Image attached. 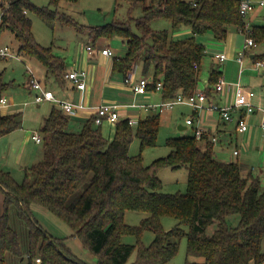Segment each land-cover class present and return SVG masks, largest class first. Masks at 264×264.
Segmentation results:
<instances>
[{"label":"trees","instance_id":"trees-1","mask_svg":"<svg viewBox=\"0 0 264 264\" xmlns=\"http://www.w3.org/2000/svg\"><path fill=\"white\" fill-rule=\"evenodd\" d=\"M129 1L132 7L142 5L139 17L90 27L68 16L61 18L57 8L40 7L30 0H0V32L9 29L19 43V55L36 58L48 77L58 79L67 73L66 62L51 47L37 42L30 12L50 26L59 21L92 35L93 44L119 37L126 52L113 58V73L127 79L141 62L143 76L151 79L149 90L162 81L165 100L179 93L192 94L198 88L205 48L197 42L196 34L211 32L224 41L231 26L242 29L244 25L240 0H196L195 4V0ZM160 18L170 20L175 29L188 25L194 35L175 40L167 29H153L152 21ZM251 35L263 42L264 25H255ZM256 58L264 59V54ZM220 75L217 68L211 70L208 95ZM7 88L0 74V98ZM94 124L91 116L81 130L72 131L69 116L54 106L40 126L43 160L25 169L22 182L10 171L0 169V189L4 192L0 264H18L25 259L27 264H37L36 258H41L42 264H87L73 254L65 238L54 237L43 228L33 215L35 207H43L63 220L97 256L95 264H126L135 245L122 242V236H140L144 229L152 230L155 237L149 245H139L132 264H165L176 255L185 235L186 264H264V189L253 171L243 174L237 162L216 158L213 143L208 140L202 145L203 137L198 139L194 134L167 138L170 153L145 166L141 154H130V145L135 138L142 147L157 144L160 113L141 119L136 129L127 118L119 119L111 139L103 134V124ZM20 126V112L0 114V137ZM162 167L188 169L185 193L162 190L158 176ZM13 208L27 227L25 248L18 228L12 224ZM128 210L147 216L140 225H129L125 222ZM234 214L240 216L235 226L227 221ZM165 215L178 220L169 231L161 223ZM210 225H216L212 233L208 232Z\"/></svg>","mask_w":264,"mask_h":264},{"label":"rangeland","instance_id":"rangeland-1","mask_svg":"<svg viewBox=\"0 0 264 264\" xmlns=\"http://www.w3.org/2000/svg\"><path fill=\"white\" fill-rule=\"evenodd\" d=\"M35 5L44 7L49 6L57 8L60 17H70L79 24L84 26H99L104 25L112 21H126L129 18H137L142 14V5L138 4L132 7L129 0H58L55 4L53 0H30ZM259 1V0H253ZM149 3V0H147ZM30 17L33 23V32L37 42L43 46H49L52 51L66 62L67 66L89 70L87 63L91 62L95 67L94 74L97 70L107 69L109 67L110 59L106 62L104 57L95 52L94 55H90L87 46L92 45L95 48L103 47L104 43L99 41L97 44H93L91 38L92 35L88 33H80L74 26L62 24L57 21L54 26L48 25L43 21L37 13L30 12ZM64 15V16H63ZM1 16V12H0ZM69 19V18H68ZM246 23L253 28L255 25H264V9H256L250 11L245 17ZM134 24V22H133ZM132 24L133 28L134 25ZM151 27L155 30L167 29L170 35L175 40H181L189 38L194 35L192 29L188 25H182L178 28H174L167 19H156L151 23ZM253 32V31H252ZM253 37V36H252ZM90 40H89V39ZM195 38L197 42L202 44L205 48V53L201 61V79L199 82V92H205L208 94L207 88L210 85V73L213 67H217L220 60L216 57V53L224 51L229 54L230 58L225 63H220L223 66L221 73L225 82H236L239 77V64L237 62L238 52L241 51L245 34L236 30H231L224 41L217 40L211 32L196 34ZM254 38V37H253ZM257 42V41H256ZM264 42V41H263ZM257 42L258 45L251 49V52L256 54H264V43ZM113 52L114 56H124L126 49L119 37H114L106 42ZM0 46H9L18 51L19 43L15 38V35L6 29L0 32ZM113 56V57H114ZM94 58V59H93ZM231 60V61H230ZM250 58L245 59L244 67L250 68ZM92 67V69H93ZM244 69V70H245ZM32 71L37 79H41L48 84L51 88L55 87L59 81L54 80L51 77L48 80L45 79L46 69L36 59L21 54L20 57H13L3 59L0 58V74L3 80L8 83V88L4 92L3 96L7 100V104L0 105V113L7 114L10 112L21 113V126L13 132L4 135L0 139L1 149L4 153L11 150V168L12 175L18 182H22L25 178V168L31 167L33 164L38 163L44 158V144L36 143L30 138L33 131L39 132L42 118L47 116L54 108L52 103H37L34 100L35 91L31 88V72ZM133 77L129 82L125 83L124 78L119 77L118 74L112 75L108 80L103 83L95 82L98 89V95L104 94V103H121L129 104L132 102H138L142 104H155L163 100L162 92L156 89L149 90L145 96L134 97L132 90L129 88L135 80L143 76V65L139 62L132 71ZM149 80H151L148 77ZM241 84L249 85L256 93L253 104L260 108L264 107V78L261 74H258L257 70L252 72L245 71L241 75ZM68 85L71 84L68 81ZM112 87V88H111ZM119 87H123L122 92L117 91ZM129 88V89H128ZM209 98L216 99L214 101L219 102V106H223L225 96L218 93L214 89V85ZM103 91V92H102ZM102 92V93H101ZM100 97V96H98ZM210 99V100H211ZM213 101V102H214ZM10 102V104L8 103ZM214 102V104H216ZM207 106L209 104L207 103ZM193 108L188 105H175L171 109H166L161 113V125L158 134L157 144L155 146L142 147L139 139L135 138L130 145L129 152L131 155L141 154L143 164L148 166L152 164L157 158L167 156L171 151V146L166 142L169 137H179L183 135H190L192 133L191 127L188 129L180 130V126H187L186 120L192 114ZM214 116H206L205 121L210 122L213 126L219 121L220 115L217 109H213ZM155 112V111H151ZM210 112V111H209ZM208 112V113H209ZM122 113L130 117L139 116V111L135 108H121ZM237 112L233 113V116H237ZM146 113H141V118H144ZM213 118V120H210ZM207 119V120H206ZM245 119L250 124L251 135L254 136L253 140L246 143V146H241L239 143L241 154L239 156L240 162L243 163L244 170L247 172L252 170L253 173L260 177L261 188L264 189V131L261 128L262 117L261 113H253L246 115ZM76 119L69 118V129L72 131H79L83 128L84 123L75 121ZM221 120V119H220ZM115 123L104 122L101 129L103 134L107 137H113L115 133ZM98 127L97 125H93ZM136 129L137 126H132ZM216 127V126H215ZM27 137V138H26ZM240 140L241 136L239 135ZM220 139L223 143H227L228 139L225 135L220 134ZM235 136L232 144L229 145L230 152L235 146ZM11 145V146H10ZM217 145H219L217 143ZM237 158V157H236ZM31 172L30 170H28ZM158 176L162 181V190L166 193H185L188 189V176L189 172L186 167L178 169H172L171 167H162L158 171ZM32 178V176H31ZM3 199L4 192L0 189V214L3 212ZM34 217L40 222L43 228L48 231L54 237L65 238L66 244L71 248L73 254L86 262L87 264H95L97 262V256L91 252V250L84 246L82 241L73 235V230L59 217L51 213L43 207L33 208ZM147 214L141 211L128 210L125 214V222L129 225H140L143 218ZM240 216L238 214L231 215L227 218L230 225H237ZM162 226L165 231L173 229L178 220L171 216L165 215L161 219ZM12 224L18 228L24 248L27 246V227L25 223L16 216V210H12ZM188 231L187 226H183ZM216 228V225H210L208 232L212 233ZM155 234L152 230L144 229L140 236L134 233H126L122 236V242L135 245L134 251L131 253L126 264H132L137 259L139 245H149L152 243ZM187 247L188 237L183 236L179 243V249L176 255L170 261L165 264H186L187 260ZM194 260H197L194 259ZM13 264V262H11ZM18 264H27V259L18 261Z\"/></svg>","mask_w":264,"mask_h":264},{"label":"built area","instance_id":"built-area-1","mask_svg":"<svg viewBox=\"0 0 264 264\" xmlns=\"http://www.w3.org/2000/svg\"><path fill=\"white\" fill-rule=\"evenodd\" d=\"M257 4H260L264 7V0L256 1ZM255 1L253 0H240V14L242 16L243 20V28L240 29L241 32L245 34V40L242 46L241 51L238 55V61L239 63H243L245 57L248 56V50L252 47H255L258 45V43L255 41V39L252 37L251 33L253 31V28H251L246 21L244 20V17L255 8ZM196 3V0L194 1V4ZM0 12L2 13L1 7ZM264 43V42H263ZM87 49L90 54L94 52V47L92 45H88ZM102 55L113 57L115 53L113 50L108 46L105 48H102L100 50ZM13 57H20L18 51H16L14 48H11L9 46H0V58L7 59V58H13ZM115 57V56H114ZM216 57L220 59L221 61L225 60L227 58V55L225 53L217 54ZM256 68L260 69L264 67V59H257L255 61ZM195 67H198V64L195 65ZM31 72V86L33 90H35L34 94V100L37 103L43 102V101H52L56 106L60 107L63 111V113L67 116L76 114L78 111L83 110L86 108L85 104L83 102L81 103H74L69 100L60 99L56 97L54 92L52 90L47 89L42 81L40 79H37L35 74ZM132 74V73H131ZM131 74L126 79V82H129L131 78ZM66 78L72 81V83L75 85L76 88H78L81 91H84L87 87V72L86 70H72L66 74ZM149 84L150 80L145 77L141 76L139 80L132 84L133 90L135 93L138 94H145L149 91ZM225 80L220 75L217 83L215 84L216 91H223L225 88ZM163 84L162 81L158 82L156 86V90H162ZM208 96L205 92H202L199 90H196L194 93L185 95L183 93L177 94L174 98L171 99H165L162 100L159 103L155 104H142L137 102H132L129 104H121V103H103L99 106H96L94 108V112L92 116H94V123L95 125H102L104 122L116 124V122L121 119L120 109L121 108H135V109H143L147 112L155 111L156 113H162L166 109H171L175 105L178 104H186L193 108L195 112L202 110L204 108H210V109H217L219 111L220 118L223 121H232L234 119L233 113L234 112H243V116L238 120L237 128L241 132H246L249 129V125L247 120L245 119L246 115L253 114L256 111H260L264 116V107H256L248 98V95L244 92V89L242 85L238 82L235 86V99L234 101L226 106H219L218 104H214L213 102L209 103V106L206 105ZM7 104V100L4 96L0 98V105ZM129 123L133 126H137L140 118L138 117H127ZM187 124L192 125L193 119H187ZM261 128L264 131V120L261 124ZM194 135L200 139L204 135V130L201 128H197L194 131ZM32 137L35 141L38 143H42L43 138L41 132H34L32 134ZM217 138L215 136L209 137V141L216 142ZM237 154L238 151H235ZM37 264H42L41 258H36Z\"/></svg>","mask_w":264,"mask_h":264},{"label":"crops","instance_id":"crops-1","mask_svg":"<svg viewBox=\"0 0 264 264\" xmlns=\"http://www.w3.org/2000/svg\"><path fill=\"white\" fill-rule=\"evenodd\" d=\"M256 9H264V7L261 6L260 4H257V2H256L255 8L253 10H256ZM0 19H1V16H0ZM231 30H236L238 32H241V30L238 29L236 26H231L230 29H229V33H230ZM108 40H110V39L102 40L104 45H103V47H101V49L109 46L108 44H106V42H108ZM122 42H123V40H122ZM123 44L125 45L124 42H123ZM252 48H250L248 50V56L245 57V59L246 58H250V61H249L250 64H251V65H249L250 68L247 69V67H246V69H245V67H244L245 59H244L242 64L239 63V61H238V55H239V52H240L239 51L238 55H237V62L239 64V77H238L239 80L236 81V82H233V81L232 82H226L225 88H224L223 91H216V89H215L216 92L221 93V94H223L226 97L225 101L221 100V102H223V104H224L223 106L229 105V104H231L234 101V99H235V86H236V83H238V82L241 84V81H240L241 79L240 78H241L242 73H244L245 71L252 72L254 70H257L258 74H261L263 76V78H264V67L258 69L255 66V61L258 59V58H256V56H258L260 54H256L255 52H251ZM125 49H126V46H125ZM95 52H97L99 55L104 57L106 62L108 61V59H110V62H108L109 63L108 71H107V69H101V70H97V74H96V71H95V74H94V70H95V67H93L94 65L91 64V62L87 63L86 65H88L89 70H86V72H87V87H86V89L84 91H81L78 88H76L75 85L72 83V81H70L69 79L66 78V75L62 79H58V78L53 77V78H55L54 80H58L59 81L57 83L59 85H56L54 83L52 84L55 87V89L51 88L50 86H48V84H46L45 82H43L40 79L47 89L52 90L54 92L56 97H58L60 99L69 100V101H72L74 103L83 102L85 104L86 108H84L83 110L78 111L76 114L69 115V118L76 119L75 120L76 122L79 121V122L85 123L92 116V114L94 112V108L96 106H99V105L104 103V100H105V99H103L104 94L98 95V89L96 88L97 83H101L103 85V87H104L103 83H105L108 80L109 77L111 78L112 75L118 74L119 77H122V75L119 74V73H113V58L114 57H109V56L102 55L101 52H100V49L99 48H95V47H94V52L92 54H90V55H94ZM220 53H225L227 55V58L225 60L221 61L219 59L220 63H223V62L225 63L227 60H229V58H230L229 54H227L224 51H220V52L216 53V55L220 54ZM220 63H219V65L216 68L222 73L223 66L221 67ZM66 67H67V73L72 71V70H79V69H76V68L69 67V66H67V64H66ZM92 67H93V69H92ZM213 68H215V67H213ZM82 70H84V69H82ZM51 77L52 76L48 77L47 74H45V79L48 80ZM132 77H133V74H131V78ZM138 80L139 79L135 80V82H133L132 84H135ZM68 81L71 82L70 85H68V83H69ZM95 82H96V85H95ZM124 82L127 83L125 78H124ZM241 85H242V87L244 89V92L248 95V98L253 103L254 100H255V97H256L255 91L249 85H243V84H241ZM129 86H130L129 88L133 92L134 97L145 96L149 92L148 91L145 94H138V93L134 92L133 87L131 85H129ZM31 89L33 90V88H31ZM123 90H124L123 87H121V88L119 87V89L117 91L122 92ZM197 90H199V87L197 88ZM33 91H35V90H33ZM210 95L207 94L208 99H207L206 105H207V103L209 104V103L213 102L214 100H216L214 97H213V99L209 98ZM98 96H100V97H98ZM214 102H216V101H214ZM8 103L10 104V102H8ZM41 103H52L53 107L56 106L52 101H43V102H40V104ZM216 104L219 105L220 103L216 102ZM178 105H186V104H178ZM136 110L139 111V116H133V117H138V118H140V120L143 119V118H141V113H143V112L146 113V116H148L151 113H156V112H147V111H145L143 109H136ZM258 112H260V111L258 110L255 113H258ZM10 113H13V112H10ZM10 113H7V114H10ZM237 114L238 115L235 116L232 121H228L227 122V121H223L220 118L221 120L219 119V121L216 122V125L213 126L210 122L205 121L206 116H209V117H213L214 116V111L212 109L204 108V109L199 110L197 112H195L193 110L192 114L188 118V119H190V118L193 119V124L192 125H188L187 124V120H186L187 126H180L179 128H180V130H184V129H188V126L191 127L192 133L190 135H193L194 131L197 128L203 129L204 130L203 139L200 138V139H202V140H200L202 145L205 144V142L209 140V137L215 136L217 138V140H216V142H212V143H213L214 155L216 156V158H218L220 160H223V161H227V162H229V161L237 162L240 165L242 173L243 174H247L249 172H252V170H249V171L246 172L244 170L243 163L240 162L239 156L241 154V150H240L239 143H241V146L244 147V146H246V143H249L250 140H253L254 136L251 135L250 124H249V129L246 132H241V131L238 130V128H237L238 120L241 118V116H243V112H237ZM2 115H5V114H2ZM45 117L46 116H44L42 118L41 124L43 123V120H44ZM122 117L123 118H127V117H130V116L122 113ZM261 117H262V121H263L264 120V116H263L262 113H261ZM210 120H213V118H211ZM41 124H40V126H41ZM34 132H36V131H33L31 133V135H30V138L33 141H35L33 139V137H32V134ZM39 132H40V130H39ZM220 134H223V135H225L227 137V139H228L227 143H223V141L220 139ZM239 135L241 136V140H240ZM234 136H235L236 144L232 148L233 150H232V153H231L229 145L232 144ZM2 137H0V139ZM111 138L112 137H110V139ZM35 142L38 143L37 141H35ZM217 143L219 145H217ZM235 151H238V153L236 154ZM10 157H11V150H8L6 153H4L3 150L1 149V145H0V169L8 170V171H10L12 173V171H14V170L11 168V162H10L11 158ZM3 202H4V199H3ZM0 211H1V207H0ZM263 248H264V240H263Z\"/></svg>","mask_w":264,"mask_h":264}]
</instances>
